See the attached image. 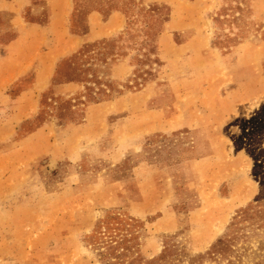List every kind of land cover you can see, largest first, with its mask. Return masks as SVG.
Returning a JSON list of instances; mask_svg holds the SVG:
<instances>
[{
  "label": "rangeland",
  "instance_id": "374dc122",
  "mask_svg": "<svg viewBox=\"0 0 264 264\" xmlns=\"http://www.w3.org/2000/svg\"><path fill=\"white\" fill-rule=\"evenodd\" d=\"M32 7L24 26L45 22ZM124 9V34L60 60L29 109V72L0 85V264H101L116 233V264H264V0H198L159 44L168 8ZM11 16L4 71L44 50L25 33L7 51Z\"/></svg>",
  "mask_w": 264,
  "mask_h": 264
},
{
  "label": "crops",
  "instance_id": "0c3cea01",
  "mask_svg": "<svg viewBox=\"0 0 264 264\" xmlns=\"http://www.w3.org/2000/svg\"><path fill=\"white\" fill-rule=\"evenodd\" d=\"M128 2L135 5L138 11L141 9L142 13L154 5L168 8L166 18L153 41L159 44L160 41L166 42L168 36L174 33H183L190 29L188 22L195 20L194 12L190 9L195 8L198 0H0V15L4 12L11 13V21L15 25L13 32L16 36L7 44V51L16 48V42L18 43L25 33L36 36L28 40L27 46L32 51H35L32 47L44 46L38 61L29 57L27 64L21 66L13 62L6 71L0 66V85L15 82L29 72L31 84L17 97H24L29 109L31 102H34L35 90L51 85L60 60L77 53L85 45L124 34L127 23L124 7ZM20 5L38 6L32 7L31 12L37 14L44 11L45 22L24 26L19 22L17 7ZM75 6H81V10L84 8V13H81V28L76 24L78 11L74 9ZM185 7L189 10H185ZM141 18L142 16L138 17L139 20ZM138 32L142 34L140 30ZM73 86V83H56L52 85V89L57 94H65L73 89Z\"/></svg>",
  "mask_w": 264,
  "mask_h": 264
},
{
  "label": "trees",
  "instance_id": "16d2710c",
  "mask_svg": "<svg viewBox=\"0 0 264 264\" xmlns=\"http://www.w3.org/2000/svg\"><path fill=\"white\" fill-rule=\"evenodd\" d=\"M106 232H102V234H105ZM124 242V237L119 235V234H108L107 235V240L103 244V249L99 251L98 257H99V262L101 264H116L115 261L116 259H119L120 254H115L114 250L116 249L115 246L112 245H123ZM219 245H224V240H216V242L211 246V249L213 248L216 249ZM99 249V248H98ZM169 248H167L165 245L163 247V250L161 251L160 255L155 259L156 260H161L165 258L166 256H169L170 254ZM131 264V262H130Z\"/></svg>",
  "mask_w": 264,
  "mask_h": 264
}]
</instances>
